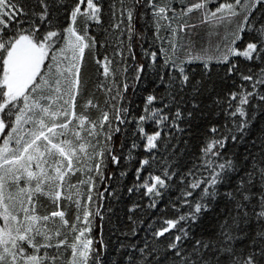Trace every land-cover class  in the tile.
I'll list each match as a JSON object with an SVG mask.
<instances>
[{"label":"snow or ice","instance_id":"1","mask_svg":"<svg viewBox=\"0 0 264 264\" xmlns=\"http://www.w3.org/2000/svg\"><path fill=\"white\" fill-rule=\"evenodd\" d=\"M145 6L151 11L157 46L143 49V59L138 61L132 41L145 42L144 33L135 28V21L144 18L139 10ZM62 11L66 26L58 23ZM196 12L198 23L189 19ZM103 14L101 0H71L70 4L0 0V264H58L60 250L67 247L71 248L68 264H103L102 252L88 234L96 218L104 221V198L116 193L107 190L110 185L97 191L96 181L112 180L115 174H105L106 163L120 167L125 159L124 146L117 147L115 141L121 126L130 122L131 108L124 101L130 89L135 94L152 68H156L152 72L156 89L146 96L143 113L131 121L137 126L134 136L141 137L152 159L139 160L135 186L127 192L143 189L150 199L146 207L155 209L157 198L162 199L179 177L180 196L171 202L179 215L137 221L132 214L140 204L133 203L127 209L129 227L122 232V261L117 264H264V138L254 140L255 151H247L243 159L239 153L225 154L229 141L245 144L257 119L264 116V0H192L181 6L179 14L167 2L161 6L157 0H119V9L115 5L111 9L118 22L103 30L100 42L101 48L114 51L96 61L105 79L112 78L111 85H99L107 88L109 99L103 107L89 99L78 111L85 51L95 49L98 42L89 34L90 24L100 25ZM234 20L237 23L223 48L217 47L216 55L209 58L226 66V77L238 76L241 81L223 101L219 94L212 100L213 107H222L223 130L210 126L194 154L185 150L191 159L172 163L178 145L170 141L189 130L181 125L190 127L197 112L203 111L204 94L211 99L214 92L204 83L192 84L188 66L200 57L192 55L195 46L186 37L199 26L216 32L215 38L220 39L218 30L225 25L231 28ZM126 59L132 60L134 75L129 76L125 66L121 81L119 66ZM209 61L204 62L205 68ZM241 63L255 67L245 73L240 71ZM161 87L163 95H159ZM90 109H96L95 118ZM146 122L155 124L151 134ZM161 144L163 151L158 152ZM136 146L134 142L131 147ZM85 167L88 181L79 184L87 187V204L67 197L83 212L85 226L80 227L69 222L59 202L65 198V184L71 193L77 187L70 183L71 177ZM42 198L57 210L41 214ZM221 203L212 227H202L207 214ZM64 227L71 229V244ZM100 245L107 247L102 239Z\"/></svg>","mask_w":264,"mask_h":264},{"label":"trees","instance_id":"2","mask_svg":"<svg viewBox=\"0 0 264 264\" xmlns=\"http://www.w3.org/2000/svg\"><path fill=\"white\" fill-rule=\"evenodd\" d=\"M29 4L32 0H26ZM172 4L179 14V10L182 5L186 6L192 0H157V3L161 6L165 3ZM223 2V0H221ZM63 3L70 4L71 0H63ZM103 6V17L102 23L100 25H96L94 22L90 24L89 34L97 37V45L95 49H86L84 59L82 62V84L80 89V94L77 98V110L79 111L83 105L87 103L89 99L93 101L94 104H99L103 107L104 102L109 99L107 96V88L101 89L99 85L101 83L111 85L112 78L109 76L107 79L102 75L103 69L100 65L97 64V59H103L105 55L111 56L114 49L112 47L101 48L100 42L104 40V36L102 35L104 29H109L110 26L114 23L118 22V14L116 17L111 15L112 6L115 5V8L119 9V0H101ZM212 8H215L217 5H210ZM144 13L143 19H137L135 21V28L144 33L145 42L141 45L137 40H133V51L137 57V60L143 59V49L149 48L152 45L153 50L157 45L153 44L154 40V27L152 24L151 11L147 9L145 6L139 10ZM200 17V13L196 12L191 14L190 20L191 22L198 23ZM257 17H259V13H257ZM239 19V18H238ZM58 23L66 26L65 17L63 15V11L60 14V18ZM236 20L232 22V27H228L225 25L218 30V34L220 39H216V32L210 33L207 28L197 27V29L193 32H190L189 36L186 39H190L195 48L192 53L194 56H199V60L193 61L188 66V72L192 79V84L196 85L199 83H204L209 90L214 88V92L211 99L207 98V92L204 94L205 98L201 101L202 112H197L196 117L191 121V126L187 124H182L181 127H188L189 130L177 136V139H173L170 142L172 144L178 145V151L176 152V156L173 157L172 163H184L192 158L191 155H185L184 152L186 150L189 154H194L198 150V146L201 144L202 140L207 135V129L215 125L221 130L225 125V117L222 114V107L217 106L213 107L212 100L216 99V95L219 94V97L223 101L224 97L230 91H235L240 87L241 81L238 76L234 77H226L227 68L223 64L216 63L215 59L209 58L214 57L216 55L217 47L223 48L224 40L227 36L231 34V32L235 28ZM79 27L82 28V24H78ZM163 34V33H162ZM119 36V33H116ZM248 39L247 34H245V41ZM124 43L127 44V34L125 33ZM127 49H125V57H127ZM119 59V57H117ZM208 62V67L205 68L204 62ZM132 60L126 59L125 64H121V81L123 80V69L125 66L129 67V76L134 75V69H132ZM254 65L241 63L240 71L247 72L249 68H254ZM156 68L149 69L146 72L144 79L141 82V85L138 89L135 90V94H133V90H129L127 97L124 101V106H130L131 111L130 115L127 119L130 121L126 125H122V131L119 135L115 137L117 147L123 145V153L122 155L125 157L121 161L120 167H115L111 163H106L105 168L107 173H114L115 176L112 180L105 181L104 184H101L100 181H96L97 191L103 192L105 191V185H110L108 187L109 192H115V196H106L103 200V215L104 221L101 223L99 218H96L93 221V226L91 232L88 234L96 243L94 247L102 252L101 260L103 264H117L118 261H122V256L120 252V243L124 242V236L122 232L128 225V212L127 209L135 202L140 204V208L132 214L134 219L139 221L140 219L145 220L146 222H153L157 219H165V218H175L179 215L178 212H174L171 207V202L178 199L180 196L181 189L177 187L179 184V177L175 178V183L172 184L170 190H165L163 198H157L158 206L155 209H151L146 207L150 203V199L145 197L144 190H140L138 192H133L129 194L127 189L129 187L135 186V169L139 167V160L141 159H152L149 154L144 149V142L142 141L139 135H135L136 132V124L131 121L138 118L140 114L144 111L145 98L148 94L152 93L156 89V84L153 81L157 80V77L152 75V72L155 71ZM131 82V81H129ZM158 83V81H157ZM165 93V89L161 87L159 89V95H163ZM114 94V93H113ZM189 94H191V90L189 89ZM226 106V105H225ZM190 107V105H189ZM90 113L93 118L98 114L96 109H90ZM174 111V109H173ZM146 131L151 134L155 129V124L151 122H146L144 125ZM261 129H264V116H261L257 119L256 124L251 129V135L249 136L248 141L241 144H233L229 141L227 148L225 149V154L228 156H232L234 154L239 153L241 159H243L247 151H255L251 145L254 140L257 138H264V133L261 132ZM6 134V133H5ZM187 140V144L184 141ZM136 143V148L132 149V144ZM158 152L163 151V144L157 150ZM168 155H171V150H169ZM131 157V158H129ZM190 166V165H189ZM158 167L157 165H153V168ZM176 171H181L179 167L175 169ZM162 171V169H161ZM121 173H126L125 175H121ZM148 174V169L141 174L140 182L142 183L144 178ZM154 174H160L159 171L154 172ZM93 175H95V170L93 169ZM81 180L88 181L87 176V167L84 170L74 176L71 177L70 183L72 185H76L77 187L72 189V192L69 193L68 188L69 185L65 184L63 189V196L65 197L59 203L63 205V210L66 212V218L70 223H77L80 227H84L83 224V212L77 210V206L71 200L67 199L69 195H72L74 198H79L87 204V187L86 185L81 186L79 182ZM79 194V195H77ZM92 195L95 197L97 192L94 191ZM119 201V203H117ZM95 202L93 203V210H95ZM223 208V204H218L216 206L215 211L209 212L207 216L204 218L202 222V227L211 228L214 223L213 217L217 215L220 209ZM109 209H112V212H109ZM57 208L54 204L47 200L46 198H42V206L40 207L41 214H48L51 211H55ZM77 216H79V220H77ZM56 223L59 226L60 221L56 218ZM147 224L144 225L146 227ZM159 227V224L156 225ZM64 233L68 234V243L71 244L74 241V237L70 235L71 229L64 227L62 229ZM144 233L141 232V236ZM103 240L104 244L107 245L105 248H101L100 240ZM55 242V241H54ZM50 252H54V250H49ZM61 258L58 261V264H68L71 260V248H62L60 250Z\"/></svg>","mask_w":264,"mask_h":264}]
</instances>
